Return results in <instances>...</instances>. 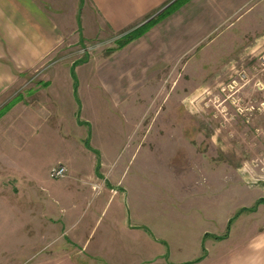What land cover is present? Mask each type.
Listing matches in <instances>:
<instances>
[{"label":"crops","instance_id":"obj_1","mask_svg":"<svg viewBox=\"0 0 264 264\" xmlns=\"http://www.w3.org/2000/svg\"><path fill=\"white\" fill-rule=\"evenodd\" d=\"M261 5L264 0H0L1 104L20 76L54 53L125 38L170 11L142 36L106 52L99 66L90 59L74 66L61 55V65L0 108V169L10 174L0 181V264H264V196L256 213L244 210L232 219L224 238L217 232L215 184L211 196L198 194L197 207L180 224L156 223L167 201L138 200L121 181L138 155L125 150L129 120L115 119L117 105L135 112L139 96L156 91L157 66L167 77L183 46ZM58 164L68 167L66 178L50 176ZM199 186L201 192L205 183Z\"/></svg>","mask_w":264,"mask_h":264},{"label":"rangeland","instance_id":"obj_2","mask_svg":"<svg viewBox=\"0 0 264 264\" xmlns=\"http://www.w3.org/2000/svg\"><path fill=\"white\" fill-rule=\"evenodd\" d=\"M123 38L117 36L108 42L95 40L68 47L65 53H54L52 58L17 79L11 91L2 96L0 108L26 88L36 86L46 72L61 65V55H68L67 61L73 64L80 63V59H90L99 66L102 56L116 48L115 44ZM186 47H182L183 56L173 57L167 77H163L162 65L157 62L156 91L150 95L141 94L135 112L116 106L115 119L119 122H124L122 117L126 122L129 120V126H125V150H133L138 155L128 161L133 169L130 172H133L123 175L125 181H121L138 200L156 197L167 201V205L163 203V207H158L165 217L156 218V223L172 220L174 225L181 223L187 210L189 215L193 213L199 202L198 194L204 191L211 196L215 184L214 188H220L222 222L217 232L224 238L230 233L232 219L244 213V208L239 206L250 204L252 206L248 205L245 211L256 213L261 208L259 197L264 196V135L261 131L264 116L256 112L251 115L243 101L237 104L245 109L244 113H238L232 103L239 94L235 89L243 84L240 82L234 89V81H240L242 70L256 73L260 52L264 50V5L256 7L252 13L241 9L223 25L207 31L198 44ZM88 66L90 64L84 67ZM251 77L250 86L245 87L246 93L257 105L261 98L260 91H255L257 76ZM4 170L0 169L1 182L10 175ZM135 171L140 172V178L134 176ZM202 182L205 188L201 187L200 192ZM173 228L166 221L169 235ZM219 248L212 251V256ZM156 264L168 262L157 261Z\"/></svg>","mask_w":264,"mask_h":264},{"label":"built area","instance_id":"obj_3","mask_svg":"<svg viewBox=\"0 0 264 264\" xmlns=\"http://www.w3.org/2000/svg\"><path fill=\"white\" fill-rule=\"evenodd\" d=\"M264 49V48H263ZM259 68V69H258ZM255 71L256 73H249L245 72V71H241L240 74V81H234V86L232 85V87L235 89L238 85H240L242 82L243 84L241 85V87L235 89L238 91V95L236 97L233 98V107L238 109L237 112L243 114L244 110L243 107H240V104H237V102L239 103L240 101H243L246 103V111L250 112V114L252 115V112H256L259 113L260 115L264 116V50H262L260 52L259 55V63L257 64V66L255 67ZM251 75H253V77H255V75L257 76V78H255V91L257 90L258 92L260 91V95L261 98L259 99V103L254 104V100L251 99L250 96H248V94L246 93L247 88H245L246 86H250V82H251ZM241 82V83H240ZM240 89H244L243 92L240 91ZM246 89V90H245ZM234 95V93L232 94ZM247 121H250V117L246 119ZM262 134L264 135V129L261 130ZM68 168L67 166H65L64 164H59L54 166L51 171H50V176L54 179H61V178H65L68 176Z\"/></svg>","mask_w":264,"mask_h":264},{"label":"trees","instance_id":"obj_4","mask_svg":"<svg viewBox=\"0 0 264 264\" xmlns=\"http://www.w3.org/2000/svg\"><path fill=\"white\" fill-rule=\"evenodd\" d=\"M180 4H181V2H180ZM179 4V5H180ZM182 4H183V2H182ZM179 5H177V6H179ZM176 6V7H177ZM170 13V11L168 10V11H163L160 15H158L155 19H152V20H150L149 22H147L146 24H144V25H142L141 27H139L138 29H136V30H134V31H132V32H130L128 35H126V37L123 39V40H120L118 43H117V47L116 48H114V49H117V48H120V47H122L123 45H125L126 43H128V42H130V41H132V40H134V39H136V38H138V37H140V36H142L148 29H150L153 25H155L157 22H159L161 19H163L166 15H168ZM113 49V50H114ZM78 61H80V62H82V61H84L83 59H80V60H78ZM77 64V62L76 63H74V66ZM244 210H246L245 208H244ZM202 259V257L201 258H199V259H197V261H199V260H201Z\"/></svg>","mask_w":264,"mask_h":264}]
</instances>
